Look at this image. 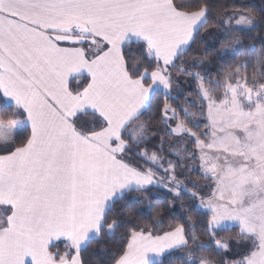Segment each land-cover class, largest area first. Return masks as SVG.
Masks as SVG:
<instances>
[{
	"label": "snow or ice",
	"instance_id": "obj_1",
	"mask_svg": "<svg viewBox=\"0 0 264 264\" xmlns=\"http://www.w3.org/2000/svg\"><path fill=\"white\" fill-rule=\"evenodd\" d=\"M229 7L0 0V264H264V6Z\"/></svg>",
	"mask_w": 264,
	"mask_h": 264
},
{
	"label": "trees",
	"instance_id": "obj_2",
	"mask_svg": "<svg viewBox=\"0 0 264 264\" xmlns=\"http://www.w3.org/2000/svg\"><path fill=\"white\" fill-rule=\"evenodd\" d=\"M218 3L224 5L225 9L228 11H231L232 9L229 7V5H235V4H250V5H255L256 6V11H259V8L264 6V0H218ZM203 35H206L203 34ZM264 37V31L261 32H254L251 33L250 36H241V41L242 44L244 46L245 49H247L250 45H256L257 49L260 48L261 43H264V40H261L260 38ZM215 43V39L214 37H209L208 40L203 41L202 43L197 44L195 47L203 50L205 48H208L211 44ZM220 45H216L215 48L212 49L210 55H209V59L213 62V65L215 66L216 64H223L225 61L224 60H220L219 59V55H218V50H219ZM245 53H241L239 56L236 57L237 60L239 59H243L244 58ZM247 55H253L252 53H247ZM233 56L232 53H228L225 56V60H232ZM160 135H163L162 133ZM133 195H142V194H136L134 193ZM150 197V202L153 204H163V202L165 200H173V195L158 189L156 187H153L152 192L148 194ZM189 198L187 196L183 197L181 200H175L173 201V203H175L177 205V210L179 211V204L181 203H185L188 202ZM155 214V213H153ZM144 222L147 223L149 226H151V221L149 218L144 217ZM204 239L206 240L207 237H204ZM100 247L99 244L93 245L90 249H89V253H91L92 251L97 250ZM180 253H177V256H179ZM85 258L88 259V254H85ZM97 259H99V257H92L89 260V264H96ZM171 264H180V262L178 260H173L171 261Z\"/></svg>",
	"mask_w": 264,
	"mask_h": 264
},
{
	"label": "rangeland",
	"instance_id": "obj_3",
	"mask_svg": "<svg viewBox=\"0 0 264 264\" xmlns=\"http://www.w3.org/2000/svg\"><path fill=\"white\" fill-rule=\"evenodd\" d=\"M165 155H166V153H165ZM156 188H158V189H161V190H164V191L168 192L167 190L163 189L162 187H156ZM168 193H170V192H168ZM170 194H172V193H170ZM172 195H173V194H172Z\"/></svg>",
	"mask_w": 264,
	"mask_h": 264
}]
</instances>
